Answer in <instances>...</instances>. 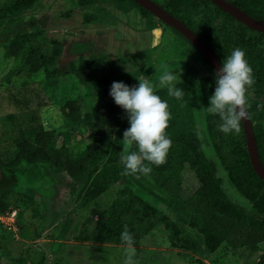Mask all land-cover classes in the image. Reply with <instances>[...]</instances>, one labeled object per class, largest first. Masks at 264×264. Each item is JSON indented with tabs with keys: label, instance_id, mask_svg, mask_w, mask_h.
I'll use <instances>...</instances> for the list:
<instances>
[{
	"label": "rangeland",
	"instance_id": "obj_1",
	"mask_svg": "<svg viewBox=\"0 0 264 264\" xmlns=\"http://www.w3.org/2000/svg\"><path fill=\"white\" fill-rule=\"evenodd\" d=\"M10 2L0 0V155L5 162L14 158V140L30 115L37 114L48 128L64 124L57 106L39 105L41 99L53 100L54 84L65 91L67 99L81 96L86 109L93 111L103 103L114 102L109 95L114 81L137 86L139 78L147 79L157 68L161 73L179 68L192 80L197 77L209 80L211 75L199 53L171 29L160 21L148 28L139 12H124L115 0H38L30 9L18 14L13 24L6 20L1 22L3 10ZM195 18L198 23L202 16ZM17 31L36 32V40L43 45L44 52L51 51L53 41L61 42L60 78L45 80L43 72L32 78L15 73L14 61L4 56V46ZM242 34L251 37L256 43L254 51L264 56V36L254 32ZM24 57L25 53L21 61ZM72 61L77 66H91L90 88L74 82L70 76L73 82H69L67 66ZM92 64H97L96 68ZM176 76L179 79L180 76ZM180 80L182 83L181 77ZM164 88L160 84L156 86L157 91ZM197 91V86H193L194 94ZM250 91H255L254 85ZM80 138L83 149L89 141ZM59 145L73 144L61 138ZM210 158L215 159L212 154ZM185 166L182 173L179 171L180 201H171L157 187L152 189L153 194L171 204L169 214L150 208L147 202L123 192L120 182L99 174L95 180L100 183V192L95 195L86 193L95 177L89 182L86 179L76 182L63 175L64 182H57L55 190V186L51 189L50 184L43 183L48 177L46 169L38 174H22L18 178L19 189L40 195H35L36 199L29 204L16 193L8 194L9 209L5 216L15 212L18 218L13 225L0 222V264H123L125 245L120 235L125 225L134 236L139 264H257L264 254V237L255 247L237 240V246L223 242L213 253L198 240V227L190 224L195 219L196 206L183 201L187 195L196 194L201 183L195 169ZM221 176L224 178L223 174ZM224 180L226 187V178ZM32 189L36 191L32 193ZM231 192L229 190V194ZM233 192L235 194L230 195L233 204L238 208L245 205L239 193ZM41 196L49 198L48 208ZM230 212L228 209L227 216ZM236 212L240 210L236 208ZM228 218V224L231 219L239 220L246 227L251 224L246 217ZM260 225L259 230L263 228L264 235V224ZM26 226L30 231L29 239L19 233V229ZM231 231L229 227L224 233Z\"/></svg>",
	"mask_w": 264,
	"mask_h": 264
},
{
	"label": "trees",
	"instance_id": "obj_2",
	"mask_svg": "<svg viewBox=\"0 0 264 264\" xmlns=\"http://www.w3.org/2000/svg\"><path fill=\"white\" fill-rule=\"evenodd\" d=\"M36 2L38 0H11L3 10L1 22L6 20L7 23H15L18 14L27 11ZM115 2L124 12L137 7L136 12L140 13L147 27H154L150 19L154 17L153 14L134 0H115ZM231 2L254 18L264 20V0ZM161 6L187 26L192 27L199 36L214 47L216 52L219 51L218 56L222 62L234 48L239 47L244 50L255 76L258 70L256 63L258 54L254 51L256 43L251 37L243 34L231 35L229 29L230 27L235 29L233 23H237L242 25L243 29L257 34L259 32L245 28L242 23L210 0H162ZM197 16H202L198 23L195 22ZM221 16L225 19L224 24L230 25L228 28L221 26L220 23H223V20L219 21ZM216 21L219 24L218 28L215 25ZM171 29L188 45H192L179 32ZM37 35L34 31H17L4 46V56L14 61L13 69H17L16 74L23 73L32 78L43 72L45 80L60 78L58 61L62 54L61 42L53 41L51 51L44 52L43 45L36 40ZM24 53L25 57L21 61ZM200 56L210 71L211 75L208 77L210 81L198 78L195 73L197 79L192 80L188 74L181 73V69L170 68L167 70L173 71L183 80L181 84H177V87L184 90V100L170 97L167 88L158 91L156 89V94L162 100H166L170 106L172 118L166 132L172 140V147L167 163L160 167L152 166L153 171L150 175L141 176L140 179L121 174L124 171L120 162L123 132L130 127L126 112L115 102L103 103L93 111H88L81 96L67 99L65 91L54 84L51 95L53 100L41 99L39 105L57 106L64 124L59 128H48L39 120L37 114L30 115L28 123L20 129L14 140L16 148L14 158L10 162H5L0 155V215L5 214L9 209L6 200L9 193H16L27 203H33L36 199L35 195H40L39 192L31 195L30 192L27 194L26 191L20 190L18 178L22 174H38L45 169L48 177L43 183L50 184L51 189L55 186L56 190L57 182H64L61 178L63 175L76 182L85 179L89 182L95 177L86 190L87 195H95V192H100V183L95 180L99 174L108 177L111 181L120 182L123 192L147 202L150 208L169 214L172 211L171 204L153 194L152 189L157 187L159 191L166 193L171 201L176 199L180 201L182 189L178 181L183 167L189 165L195 169L201 188L196 194L187 195L183 203L196 206L195 219L193 218L190 224L191 227H198V240L211 253L215 252L223 242L237 246L235 240L250 243L255 247L264 237L263 228L259 230L262 226L260 224H264V181L255 173L251 165L243 128L241 127L238 135L235 133L225 135L218 129L221 123L219 117L207 112L205 107H208L216 87V73L205 58L201 54ZM92 66L96 68L97 64ZM90 67V65L77 66L75 61L70 62L66 75L69 82L71 77L74 82L77 81L80 85L90 88L92 86ZM161 74V69L157 68L146 80L157 86ZM6 80L10 81V78L7 77ZM193 86L198 88L195 94ZM248 96L251 104L248 111L254 127L259 156L264 165V125L262 124L264 104L258 107V103L255 102V91L251 92L249 89ZM16 102L19 103L18 100ZM80 136V139L89 141L83 149H81V141L78 140ZM61 138L72 142L73 145H59ZM210 154L213 155L214 160L210 158ZM3 171H6L4 176ZM221 174L226 178V187ZM175 179H178L177 182ZM34 190L32 189V193ZM229 190H232L231 194ZM234 190L245 201V205H240V208L231 201ZM41 197L45 207L48 208L49 198ZM236 208L240 210L239 213L236 212ZM228 209L231 211L230 216H227ZM228 217L237 219L246 217L251 224L246 227L235 219H231V224H228ZM229 227L233 231L230 234L224 233ZM19 233L24 239L30 238L28 226L20 228Z\"/></svg>",
	"mask_w": 264,
	"mask_h": 264
},
{
	"label": "clouds",
	"instance_id": "obj_3",
	"mask_svg": "<svg viewBox=\"0 0 264 264\" xmlns=\"http://www.w3.org/2000/svg\"><path fill=\"white\" fill-rule=\"evenodd\" d=\"M138 80L137 86L114 81L109 92L115 104L126 112L130 125L123 132L120 162L124 171L121 174L136 179L149 176L152 166L160 167L167 163L172 147V140L166 132L172 118L168 102L156 94L155 84L143 77ZM158 82L167 88L170 97L184 100V90L177 87L181 83L180 77L178 79L173 71L166 69ZM215 83L207 111L219 117V131L225 135H238L242 122L251 118L248 91L255 84L254 72L244 50L236 47L224 59L216 72ZM120 239L125 245L123 264H139L135 239L127 225Z\"/></svg>",
	"mask_w": 264,
	"mask_h": 264
},
{
	"label": "water",
	"instance_id": "obj_4",
	"mask_svg": "<svg viewBox=\"0 0 264 264\" xmlns=\"http://www.w3.org/2000/svg\"><path fill=\"white\" fill-rule=\"evenodd\" d=\"M143 8L150 11L156 18L162 20L165 24L171 26L184 36L205 58L211 68L216 73L221 67L222 62L212 50L211 47L190 27H188L181 19L174 16L168 10L161 7L153 0H134ZM233 18L243 23L245 26L264 33V21L253 18L245 11L235 6L228 0H210ZM242 128L247 145V151L251 165L255 173L264 181V165L259 156V150L255 137L254 127L251 119L242 122Z\"/></svg>",
	"mask_w": 264,
	"mask_h": 264
},
{
	"label": "flooded vegetation",
	"instance_id": "obj_5",
	"mask_svg": "<svg viewBox=\"0 0 264 264\" xmlns=\"http://www.w3.org/2000/svg\"><path fill=\"white\" fill-rule=\"evenodd\" d=\"M154 2H156L157 4H159V2L162 4V0H153ZM228 1H230V0H228ZM231 1H236V0H231ZM230 1V2H231ZM213 3V2H212ZM231 3H233V2H231ZM138 4V3H137ZM161 4H159L160 6H161ZM234 4V3H233ZM139 5V4H138ZM216 5V4H215ZM235 5V4H234ZM139 6H141V5H139ZM235 6H237V5H235ZM142 7V6H141ZM162 7V6H161ZM237 7H239V6H237ZM143 8V7H142ZM164 8V7H163ZM240 8V7H239ZM165 9V8H164ZM241 9V8H240ZM131 10H135V11H137V7H135V8H133V9H131ZM131 10H129V11H131ZM244 11V10H243ZM246 12V11H245ZM247 13V12H246ZM248 14V13H247ZM248 15H250V14H248ZM154 16V15H153ZM251 16V15H250ZM253 17V16H252ZM142 18V17H141ZM254 18V17H253ZM143 19V18H142ZM150 19H151V23H153L154 25L156 24L155 22L156 21H160L164 26H166V27H168L169 25H167V24H165L162 20H159L158 18H156L155 16L154 17H150ZM235 19V18H234ZM256 19V18H255ZM220 20H223V23H220L221 24V26H225V27H229L230 25H227V24H224L225 23V19H224V17L223 16H221V18L219 19V21ZM236 20V19H235ZM259 20V19H258ZM238 21V20H237ZM261 21H264V20H261ZM240 22V21H239ZM241 23V22H240ZM243 24V23H242ZM215 25H218V23H217V21H216V23H215ZM244 25V24H243ZM233 26L234 27H236L235 29L233 28V27H230V29H229V32L231 33V35H233V36H237V35H239V34H242L243 32H252V31H248L247 29H243V27H242V25L240 26L239 24H237V23H233ZM245 26V25H244ZM171 26H169L168 28L169 29H171L170 28ZM188 27H190V26H188ZM194 27V26H193ZM192 30H194L192 27H190ZM245 28H249V27H247V26H245ZM249 29H251V28H249ZM172 30V29H171ZM251 30H253V29H251ZM173 31V30H172ZM195 31V30H194ZM255 32H259V31H256V30H254ZM174 32V31H173ZM172 32V33H173ZM178 32V31H177ZM196 32V31H195ZM175 33V35H177L178 37H180L178 34H176V32H174ZM197 33V32H196ZM259 35H261V36H264V33H261V32H259ZM201 37V36H200ZM241 37V36H240ZM181 38V37H180ZM202 38V37H201ZM203 40H204V38H202ZM208 45H209V47H211L212 48V50L215 52V54L218 56V52H216V50L214 49V47H212L211 45H210V43H208L206 40H204ZM190 45V44H189ZM190 47L191 48H194L198 53H199V55L201 54L193 45H190ZM202 55V54H201ZM257 57V60H256V63H257V68H258V70H257V72H255V84H254V87H255V102H257L258 103V105L261 107L262 105L261 104H264V56H260L259 54H258V56H256ZM218 58H219V56H218ZM220 59V58H219ZM220 61L222 62V60L220 59ZM204 62V61H203ZM209 64V63H208ZM207 67V66H206ZM260 71V72H259ZM264 262V254L261 256V259L257 262V264L258 263H261V264H264L263 263Z\"/></svg>",
	"mask_w": 264,
	"mask_h": 264
},
{
	"label": "built area",
	"instance_id": "obj_6",
	"mask_svg": "<svg viewBox=\"0 0 264 264\" xmlns=\"http://www.w3.org/2000/svg\"><path fill=\"white\" fill-rule=\"evenodd\" d=\"M16 217H17V214L15 212H13L11 214L8 213L6 216H5V214H1L0 215V222L5 224V225H7V224L13 225L15 223ZM8 218H10L11 220L9 222L8 221L6 222L5 219H8Z\"/></svg>",
	"mask_w": 264,
	"mask_h": 264
}]
</instances>
